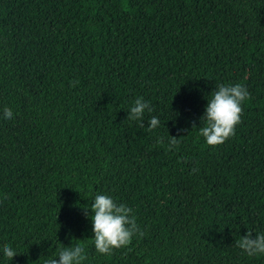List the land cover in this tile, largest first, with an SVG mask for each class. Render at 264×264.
<instances>
[{
  "label": "trees",
  "instance_id": "1",
  "mask_svg": "<svg viewBox=\"0 0 264 264\" xmlns=\"http://www.w3.org/2000/svg\"><path fill=\"white\" fill-rule=\"evenodd\" d=\"M221 83L250 97L211 146L201 117ZM98 194L143 233L110 255ZM248 232H264V0H0V264L77 244L82 264H264L236 246Z\"/></svg>",
  "mask_w": 264,
  "mask_h": 264
},
{
  "label": "clouds",
  "instance_id": "2",
  "mask_svg": "<svg viewBox=\"0 0 264 264\" xmlns=\"http://www.w3.org/2000/svg\"><path fill=\"white\" fill-rule=\"evenodd\" d=\"M249 97L248 89L239 83L235 85L221 83L215 86L211 99H208L205 113L201 117L205 124L200 127V133L208 145L222 144L235 134L236 126L241 122L242 102ZM146 110L152 112L149 103L143 98H137L128 112L127 119L139 120L143 125ZM13 115L11 108L4 107V119H12ZM159 125L160 119L152 116L148 122L149 129H155ZM158 142H162V138ZM168 143L174 148L180 141L177 136L171 135ZM93 201L89 207L92 213L94 244L99 253L110 255L113 249L127 247L133 236L143 234L135 216L131 215L132 209L125 204L117 203L111 196L104 194L96 195ZM236 246L249 256L264 255V232L254 236L248 232L236 241ZM3 254L11 261L18 253L15 248L5 245ZM58 257L59 259H47L44 264H82L86 259L84 247L79 244L61 249Z\"/></svg>",
  "mask_w": 264,
  "mask_h": 264
}]
</instances>
